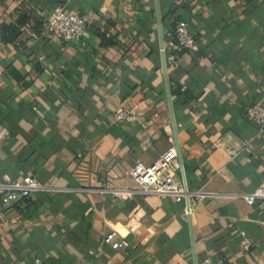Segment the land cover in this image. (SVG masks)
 <instances>
[{"label": "crops", "instance_id": "0c3cea01", "mask_svg": "<svg viewBox=\"0 0 264 264\" xmlns=\"http://www.w3.org/2000/svg\"><path fill=\"white\" fill-rule=\"evenodd\" d=\"M57 6L84 18L78 40L39 35ZM21 11L43 26L0 41V181L58 191L3 209L0 264H264V201L241 197L264 188V131L244 114L264 99V0H0V25ZM177 19L197 49L160 52ZM118 105L135 119L112 122ZM165 150L189 190L216 194L185 221L181 198L95 191L135 190L133 164ZM110 228L127 246L102 244Z\"/></svg>", "mask_w": 264, "mask_h": 264}, {"label": "built area", "instance_id": "2783aa9c", "mask_svg": "<svg viewBox=\"0 0 264 264\" xmlns=\"http://www.w3.org/2000/svg\"><path fill=\"white\" fill-rule=\"evenodd\" d=\"M44 28L39 35L52 38L59 42L76 41L80 38L85 28V20L82 16L65 11L61 6H57L46 14L42 15ZM34 36V34H31ZM198 45L192 33L188 29L187 22L183 19H177L172 30L165 41L164 45L159 48V51L168 50L174 53L183 51H195ZM245 117L253 121L259 130L264 131V99L255 101L248 105L244 110ZM135 119L134 114L121 105L114 108L111 114V121L115 123L131 122ZM229 155L234 152L230 148H225ZM175 171H178V176H175ZM129 176L135 183V190L115 189L101 187L96 189L100 194L108 193L124 198L129 197L134 193L145 195H155L159 197L181 198L183 205L181 207L179 218L185 221L192 213V203L202 197H213L216 194L209 191H191L187 188L183 178L181 166H175L171 161V152L163 151L156 160L150 164H142L136 162L129 171ZM54 188L42 186L33 178L24 176L12 181H0V219L3 216V209L12 201L26 198L32 192H56ZM247 205L253 204L255 201H264V188L256 187L252 192L241 196ZM124 227L128 232H134L136 223L129 218L126 220ZM239 246L242 250L250 248V241L245 235L240 232ZM102 244L109 246L111 249H118L127 246L128 242L124 235H121L117 230L110 228L101 237ZM37 263V260H34ZM22 263V262H21ZM203 264H216L209 256L202 260Z\"/></svg>", "mask_w": 264, "mask_h": 264}, {"label": "trees", "instance_id": "16d2710c", "mask_svg": "<svg viewBox=\"0 0 264 264\" xmlns=\"http://www.w3.org/2000/svg\"><path fill=\"white\" fill-rule=\"evenodd\" d=\"M24 24L29 25L32 31L38 33L39 29L43 26V20L38 16L31 15L29 11H21L17 14L13 23L0 25V41L12 43L19 33V27ZM7 72L15 81L22 83L23 77L11 66H7Z\"/></svg>", "mask_w": 264, "mask_h": 264}]
</instances>
